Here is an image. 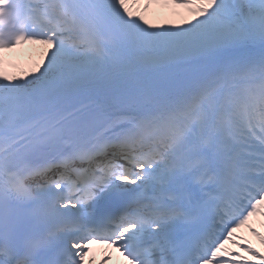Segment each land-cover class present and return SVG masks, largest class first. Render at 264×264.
<instances>
[{"label": "snow or ice", "instance_id": "6c2138e0", "mask_svg": "<svg viewBox=\"0 0 264 264\" xmlns=\"http://www.w3.org/2000/svg\"><path fill=\"white\" fill-rule=\"evenodd\" d=\"M257 215L264 0H0V264H264Z\"/></svg>", "mask_w": 264, "mask_h": 264}, {"label": "rangeland", "instance_id": "374dc122", "mask_svg": "<svg viewBox=\"0 0 264 264\" xmlns=\"http://www.w3.org/2000/svg\"><path fill=\"white\" fill-rule=\"evenodd\" d=\"M191 10L190 9H183V8H179V9H172L170 13H168V16L166 18H162V19H156V20H149L151 23H158V24H179V23H182L184 21V19L186 18H191ZM258 222L260 223V226L263 227L264 229V215H261L259 218H258ZM252 223V222H251ZM250 224V223H249ZM250 228L251 227H248V225H246L244 227V230L245 231H250ZM252 233V232H251ZM261 235H264V230L263 232L260 233ZM257 244L255 247H253L254 249H256V251L260 252V253H264V242H261L260 240V237L259 238H255L254 239ZM245 242H248L250 243V238H247ZM240 249V248H239ZM241 252L243 254L246 253L247 256L249 257H253L254 259H256L254 256L250 255L249 253L243 251L241 249Z\"/></svg>", "mask_w": 264, "mask_h": 264}, {"label": "bare ground", "instance_id": "6f19581e", "mask_svg": "<svg viewBox=\"0 0 264 264\" xmlns=\"http://www.w3.org/2000/svg\"><path fill=\"white\" fill-rule=\"evenodd\" d=\"M167 16V14H166V9L165 8H155L154 10H150L149 11V13L147 14V17L149 18V19H152V21L153 20H156V19H162L163 17H166ZM190 19V18H189ZM40 49V48H39ZM43 51H44V48L42 47V49L40 50V52L39 53H35V54H33V58L35 59L36 58V65L34 66V68H32V71H30V72H33V71H35V67L40 63V60H41V58H42V53H43ZM31 59V58H30ZM28 73H29V71H28ZM23 74V73H22ZM253 227H255L256 228V230H257V232H259V231H262V228L261 227H259V224L258 223H254L253 224ZM243 231V230H242ZM242 231H240L239 232V234L242 232ZM248 235H249V232L248 231H244L243 232V237H242V241H245L246 240V238H248ZM252 237H258V235H256V234H253V236ZM241 239V238H240ZM253 244L255 245L256 243L255 242H253ZM233 249L234 250H236V249H238L236 246H233ZM240 250H238V252H239ZM246 258H247V256H246ZM252 261H255V260H252ZM260 261V260H259ZM96 263L97 264H101V261H99V260H97L96 261ZM109 264V263H108Z\"/></svg>", "mask_w": 264, "mask_h": 264}]
</instances>
